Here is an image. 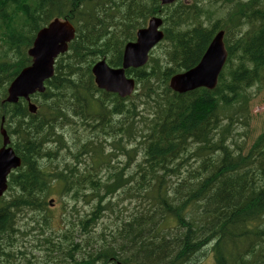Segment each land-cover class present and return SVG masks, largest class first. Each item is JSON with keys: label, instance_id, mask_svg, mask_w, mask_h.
Here are the masks:
<instances>
[{"label": "trees", "instance_id": "obj_1", "mask_svg": "<svg viewBox=\"0 0 264 264\" xmlns=\"http://www.w3.org/2000/svg\"><path fill=\"white\" fill-rule=\"evenodd\" d=\"M155 15L165 37L147 65L127 70L137 82L133 95L98 88L95 63L120 67L125 45ZM55 18L69 20L76 35L46 91L33 96L37 112L23 98L3 102L32 62L36 34ZM221 29L229 58L217 87L174 92L171 77L196 66ZM263 79L264 0H0V126L4 117L22 159L9 175L14 193L0 197V239L16 231L17 210L43 209L58 188L75 201L88 191L98 200L63 248L74 264H264V130L250 145L229 136L238 133L235 118H250L251 90ZM57 130L92 136L69 145V131ZM118 198L138 203L130 213L120 207L128 216L116 231L104 227L99 247L74 243L75 229L85 235ZM90 247L82 258L73 253Z\"/></svg>", "mask_w": 264, "mask_h": 264}, {"label": "water", "instance_id": "obj_2", "mask_svg": "<svg viewBox=\"0 0 264 264\" xmlns=\"http://www.w3.org/2000/svg\"><path fill=\"white\" fill-rule=\"evenodd\" d=\"M163 5L177 0H160ZM163 20L154 16L137 32L136 41L126 44L123 62L120 67H112L102 59L92 68L95 83L100 89L117 93L122 98L131 96L136 89V80L127 76V69L139 68L147 64L149 54L164 38ZM76 28L69 20L53 19L37 33L28 54L32 58L31 65L25 67L12 81L5 101L17 102L20 97L29 102V110L37 111L31 102V95L44 92L45 81L54 74L56 58L68 50L69 43L75 38ZM228 50L224 42V31H219L208 46L201 61L194 68L174 75L170 87L178 93H186L201 87L214 89L219 75L227 61ZM3 146L0 148V196L8 188V175L21 165V158L13 147L9 146L10 138L1 126Z\"/></svg>", "mask_w": 264, "mask_h": 264}, {"label": "rangeland", "instance_id": "obj_3", "mask_svg": "<svg viewBox=\"0 0 264 264\" xmlns=\"http://www.w3.org/2000/svg\"><path fill=\"white\" fill-rule=\"evenodd\" d=\"M218 2L221 3V1ZM219 7L227 9L228 4L223 2ZM155 52H157V50L153 51V53ZM251 92L254 97L250 101V118L247 119L246 124V118H241L239 122L237 118L234 119V131H237L238 133H232L229 135L231 137V143L238 140L241 145L244 143L246 145H250L264 130V79L263 81L254 84ZM39 101H42V98H39ZM57 131H61L63 133L69 131L65 134L69 145H72L77 139L88 140L92 136V131L89 130ZM55 142L57 143V147H59L60 144L57 141ZM110 148L111 147L109 146L107 147L109 151ZM68 153L70 155H74L72 152ZM80 158H83L84 163L90 160L89 155L86 153L80 154L79 159ZM53 162L54 161H51V163ZM133 170L134 167L132 166L130 171ZM71 181L72 185H75L78 184L80 180L73 178ZM76 187L80 186L78 185ZM13 193V191L9 190L6 195L11 196ZM86 194L87 195L84 198L79 201H75L72 199L70 194L64 193L61 195L58 192V188H55L53 192H49L47 195V205L44 206V209L19 210L16 217V231L13 232V235L4 236L12 243L8 244L10 242H2L5 240L4 237V240L0 239V242L3 243L0 244V247H2L0 250H3V253H0V264H74L75 261L67 258V253L65 252L68 250L63 248L69 249V244L72 241L70 240L69 235L72 233L73 228L81 221L85 222L90 219L92 217V213L96 210L98 205L97 198H95L91 192L88 191ZM51 198H54V203L50 206L48 201ZM114 200L115 202L118 201L119 206L116 207L115 210H110V206H108L106 211L102 214V217L96 223H91L89 225V230L87 229L85 235L81 232L80 227L75 229L76 239L74 240V243H79L83 246L84 241L88 239L93 241L95 247H99L100 244L94 242V240L98 237L103 228L111 226L114 232L118 227L117 224L120 225L122 219L125 216H128L126 211H124V213L120 212V207H127V212L130 213L135 204L138 203L131 202L130 199L126 200V203L120 198ZM106 204L107 201L102 203L103 206ZM141 204L144 205L145 203L141 202ZM97 214L98 217L100 213ZM106 232L108 233V230H106ZM116 233L117 232L113 234V237ZM46 237L50 239L47 247L43 246L44 238ZM105 237L108 238V235H105ZM120 242L121 240H119V243ZM58 246H60L59 250L56 251L55 248ZM116 246H118V244H116ZM209 249L210 246L208 250ZM89 250H92L91 247L90 249L82 248V250L73 251V253L76 256L79 255V258H82ZM9 252L11 253L9 254ZM129 252H133V249H130ZM79 258H75V260H79Z\"/></svg>", "mask_w": 264, "mask_h": 264}, {"label": "bare ground", "instance_id": "obj_4", "mask_svg": "<svg viewBox=\"0 0 264 264\" xmlns=\"http://www.w3.org/2000/svg\"><path fill=\"white\" fill-rule=\"evenodd\" d=\"M252 43H254V42H252ZM260 43H261V42H260ZM203 44H204V43H203ZM197 49H198V48H197ZM227 49H228V48H227ZM228 58H229V57H228ZM257 65H258V64H257ZM136 69H137V68H136ZM155 69H156V68H155ZM178 73H179V72H178ZM127 75H128V74H127ZM169 81H170V80H169ZM47 82H48V81H47ZM174 92H175V91H174ZM117 95H118V94H117ZM21 100H22V99H21ZM112 112H113V111H112ZM46 136H47V135H46ZM117 186H118V185H117ZM23 196H24V194H23ZM23 196H22V197H23ZM30 196H31V195H30ZM31 197H32V196H31ZM32 198H33V197H32ZM30 200H32V199H30ZM24 204H25V203H24ZM32 204H33V202H32ZM19 206H20V205H19ZM26 206H27V205H26ZM29 206H30V204H29ZM32 206H33V205H32ZM23 207H24V206H23ZM21 208H22V207H21ZM100 209H101V208H100ZM14 210H15V209H14ZM98 210H99V209H98ZM17 211H19V210H17ZM14 213H15V212H14ZM97 215H98V214H97ZM97 215H96V217H97ZM93 219H94V218H93ZM93 219H92V220H93ZM131 220H132V219H131ZM94 221H95V220H94ZM95 222H96V221H95ZM95 222H94V223H95ZM124 225H125V224H124ZM261 235H262V234H261ZM209 241H210V240H209ZM77 245H78V244H77ZM1 252H2V250H1ZM2 253H3V252H2ZM2 253H1V254H2ZM10 253H11V252H9V254H10ZM179 255H180V254H179ZM115 263H116V262H115ZM118 263H120V262H118Z\"/></svg>", "mask_w": 264, "mask_h": 264}]
</instances>
